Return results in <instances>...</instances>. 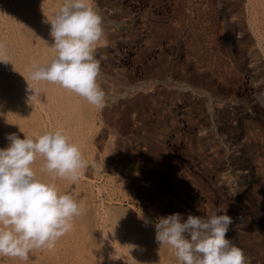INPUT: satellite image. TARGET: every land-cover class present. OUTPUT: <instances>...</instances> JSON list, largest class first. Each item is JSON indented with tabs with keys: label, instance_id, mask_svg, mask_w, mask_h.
<instances>
[{
	"label": "rangeland",
	"instance_id": "374dc122",
	"mask_svg": "<svg viewBox=\"0 0 264 264\" xmlns=\"http://www.w3.org/2000/svg\"><path fill=\"white\" fill-rule=\"evenodd\" d=\"M30 1L0 0V47L10 61L6 65L0 62V147L7 146L10 131L23 138L22 132L36 137L45 130L60 129L65 133L69 129L65 135L70 142L82 144L79 149L88 166L80 170L76 180L55 177L44 170L45 158L37 155L32 164L37 177L54 184L59 193L71 195L82 205V212L72 219L71 228L56 240L54 247L33 249L28 260L0 257V264H180L175 249L156 241L153 222L174 212L185 218L189 213L206 217L214 209H227L233 218L226 235L243 250L246 264H264V0H202L204 4L201 0H92L94 9L103 17L105 37L110 40L95 51L100 63L97 83L107 96L102 110L91 104L92 108L87 107L86 99L64 87L66 91L63 90L61 85L59 88L58 83L32 81V64H45L54 55L46 19L53 18L64 0ZM189 7L196 8L189 11ZM198 12L204 13L200 16ZM30 15L32 18H28ZM199 18L206 21L200 22ZM23 42L27 53L22 52ZM34 50L42 52L41 57L44 54L43 61ZM13 76L16 82L19 77L18 85ZM24 84L38 88L42 97L29 98ZM72 100L80 102L77 108ZM64 101L73 104L67 106ZM58 114L65 119L60 120ZM68 119H74L73 124ZM82 124L85 128H81ZM145 219L149 222L145 223ZM96 226L100 227L98 231ZM102 241H110V245L103 246ZM112 242L117 244L113 246Z\"/></svg>",
	"mask_w": 264,
	"mask_h": 264
},
{
	"label": "clouds",
	"instance_id": "9594fccd",
	"mask_svg": "<svg viewBox=\"0 0 264 264\" xmlns=\"http://www.w3.org/2000/svg\"><path fill=\"white\" fill-rule=\"evenodd\" d=\"M46 22L54 55L32 66L31 79L58 83L102 110L107 96L97 83L95 51L107 44L103 17L92 0H64ZM0 62H10L2 47ZM28 90L29 98L41 94L29 85ZM22 133L23 138L9 133L7 146L0 147V257L28 260L33 249L54 247L82 212L71 195L37 177L32 168L37 155L45 158L44 170L72 180L79 178L86 162L60 129L36 137ZM232 222L227 209H214L206 217L174 212L158 217L153 226L158 244L175 249L180 264H246L243 250L226 235Z\"/></svg>",
	"mask_w": 264,
	"mask_h": 264
},
{
	"label": "bare ground",
	"instance_id": "6f19581e",
	"mask_svg": "<svg viewBox=\"0 0 264 264\" xmlns=\"http://www.w3.org/2000/svg\"><path fill=\"white\" fill-rule=\"evenodd\" d=\"M29 1H30V0H29ZM55 1H56V0H55ZM174 1H176V0H174ZM178 1H179V0H178ZM195 1H196V0H195ZM199 1H200V0H199ZM2 2H3V1H2ZM7 2H8V1H7ZM9 2H10V1H9ZM27 2H28V1H27ZM36 2H37V1H36ZM38 2H39V1H38ZM38 2H37V3H38ZM40 2H41V1H40ZM48 2H49V0H48ZM50 2H51V1H50ZM130 2H131V1H130ZM201 2H202L203 4L205 3V1L203 2L202 0L200 1V3H201ZM208 2H209V0H208ZM208 2H206L205 5L209 4ZM210 2H211V1H210ZM15 3H16V2H15ZM20 3H21V2H20ZM23 3H25V2H23ZM23 3H22V4H23ZM30 3H32V2L30 1V2L28 3L29 6L31 5ZM33 3H35V1H33ZM160 3H161V2H160ZM179 3H180V2H179ZM181 3H182V2H181ZM195 3H197V2H195ZM211 3H212V2H211ZM211 3H210V5H211ZM246 3H247V2H246ZM253 3H255V2H253ZM1 4H2V3H1ZM3 4H5V3H3ZM7 4H8V3H7ZM16 4H18V3H16ZM35 4H36V3H35ZM35 4H34V5H35ZM58 4H59V3H58ZM174 4H175V3H174ZM182 4H183V3H182ZM187 4H188V3H187ZM248 4H249V3H248ZM255 4H256V3H255ZM11 5H12V4H10V6H11ZM23 5H25V4H23ZM34 5L32 4V6H31L32 9L36 6V5H35V6H34ZM39 5H41V4H39ZM44 5H45V3H44ZM92 5H93V4H92ZM183 5H184V4H183ZM189 5H190V4H189ZM191 5H192V4H191ZM196 5H197V4H196ZM199 5H200V4H199ZM210 5H208V6L210 7ZM2 6H3V5H2ZM13 6H14V5H13ZM19 6H20V5H19ZM29 6L27 7V5H26L27 8H29ZM33 6H34V7H33ZM46 6H47V5H46ZM50 6H51V4H50ZM176 6H178V5H176ZM181 6H182V5H181ZM203 6H204V5H203ZM16 7H17V6H16ZM197 7H198V5H197ZM201 7H202V4H201ZM20 8H21V7H20ZM22 8H23V7H22ZM36 8H38V7H36ZM42 8H43V6H42ZM45 8H46V7H45ZM108 8H109V7H108ZM189 8H190V7H189ZM195 8H196V7H194L193 9L195 10ZM198 8H200V7H198ZM206 8H207V7H206ZM263 8H264V6H263ZM2 9H3V8H2ZM7 9H9V8H7ZM11 9H12V8H11ZM24 9H25V8H24ZM34 9H35V8H34ZM38 9H39V8H38ZM40 9H41V8H40ZM99 9H100V8H99ZM172 9H173V8H172ZM179 9H180V8H179ZM191 9H192V8H190L189 11H191ZM193 9H192V10H193ZM202 9H203V7H202ZM207 9H208V8H207ZM30 10H31V9H30ZM30 10H27V12L30 11ZM42 10H43V9H42ZM181 10H182V9H181ZM186 10H188V9H186ZM197 10H198V9H197ZM204 10H205V9H204ZM252 10H253V9H252ZM34 11H35V10H34ZM36 11H37V9H36ZM38 11L40 12V10H38ZM45 11H46V10H45ZM49 11H50V10H49ZM166 11H167V10H166ZM173 11H174V9H173ZM189 11H188V12H189ZM202 11H203V10H201V12H202ZM11 12H12V11H11ZM11 12H10V14H11ZM15 12H16V11H15ZM19 12H20V11H19ZM21 12H22V11H21ZM27 12H26V13H27ZM32 12H33V10H32ZM32 12H31V13H32ZM180 12H181V11H180ZM180 12H179V13H180ZM212 12H213V11H212ZM13 13H14V12H13ZM26 13H24V14L27 15L28 13H27V14H26ZM101 13H102V12H101ZM182 13H184V12H182ZM191 13H192V12H191ZM203 13H204V12H203ZM203 13H201V14H203ZM208 13H209V12H208ZM255 13H256V12H255ZM255 13H254V14H255ZM8 14H9V13H8ZM14 14H15V13H14ZM29 14H30V12H29ZM32 14H33V13H32ZM32 14H31V15H32ZM35 14H37V13H35ZM35 14H34V16H35ZM40 14H41V13H40ZM42 14H43V13H42ZM146 14H147V13H146ZM173 14H174V13H173ZM198 14H199V12H198ZM201 14H199V15L201 16ZM244 14H245V13H244ZM5 15H6V14H5ZM21 15H22V14H21ZM31 15H30V17L28 16V18H32ZM38 15H39V13H38ZM134 15H135V13H134ZM175 15H177V14H175ZM185 15H186V13H185ZM188 15H189V13H188ZM195 15H196V12H195ZM195 15H193V16H195ZM206 15H207V14H206ZM2 16H3V15H2ZM14 16H15V15H14ZM18 16H20V15H18ZM41 16H43V15H41ZM177 16H179V15H177ZM183 16H184V15H183ZM202 16H203V15H202ZM209 16H210V15H209ZM246 16H247V15H246ZM22 17H23V16H22ZM45 17H46V16H45ZM210 17H212V16H210ZM26 18H27V17H26ZM33 18H34V17H33ZM38 18H39V17H38ZM43 18H44V17H43ZM152 18H153V17H152ZM171 18L173 19V16H172ZM175 18H176V17H175ZM179 18H180V17H179ZM181 18H182V17H181ZM204 18H205V17H204ZM237 18H238V17H237ZM248 18H249V17H248ZM13 19H14V18H13ZM20 19H21V18H20ZM40 19H41V18H40ZM188 19H189V18H188ZM188 19H187V20H188ZM199 19H200V18H199ZM201 19H202V18H201ZM201 19H200V22H201V21H204V22L206 21L205 19H204V20H201ZM235 19H236V18H235ZM256 19H257V18H256ZM4 20H5V19H4ZM36 20H37V18H36ZM36 20H35V21H36ZM42 20H43V19H42ZM42 20H41V21H42ZM168 20H169V19H168ZM178 20H179V19H178ZM181 20H182V19H181ZM192 20H193V19H192ZM196 20H197V18H196ZM213 20H214V19H213ZM213 20H212V21H213ZM262 20H263V19H262ZM129 21H130V20H129ZM207 21H208V20H207ZM253 21H254V20H253ZM44 22H45V21H44ZM175 22H176V20H175ZM178 22H179V21H178ZM204 22H202V23H204ZM213 22H214V21H213ZM28 23H29V22H28ZM42 23H43V22H42ZM155 23H156V22H155ZM169 23H170V21H169ZM197 23H198V22H197ZM207 23L209 24L210 21L207 22ZM263 23H264V22H263ZM5 24H7L6 21H5ZM9 24H10V23H9ZM14 24H15V23H14ZM18 24H19V23H18ZM48 24H49V23H48ZM128 24H129V23H128ZM170 24H171V23H170ZM208 24H205V23H204V25H207V26H208ZM211 24H212V23H211ZM239 24H240V23H239ZM241 24H242V23H241ZM32 25H33V24H32ZM104 25H105V24H104ZM129 25H130V24H129ZM173 25H174V24H173ZM176 25H178V24H176ZM180 25H181V24H180ZM253 25H255V24L253 23ZM10 26H11V24H10ZM15 26H16V25H15ZM49 26H50V25H49ZM169 26H170V25H169ZM8 27H9V26H8ZM108 27H109V26H108ZM108 27H107V28H108ZM132 27H133V26H132ZM170 27H171V26H170ZM183 27H184V26H183ZM196 27H197V26H196ZM199 27H200V26H199ZM209 27H211V25H210ZM230 27H231V26H230ZM263 27H264V26H263ZM16 28H17V26H16ZM22 28H23V27H22ZM30 28H31V27H30ZM149 28H150V27H149ZM171 28H172V27H171ZM171 28H170V29H171ZM213 28H214V27H213ZM11 29L13 30V29H15V28H13V26H11ZM192 29H193V28H192ZM196 29L199 30L198 27H197ZM250 29H251V28H250ZM250 29H249V30H250ZM254 29H255V28H254ZM8 30H9V29H8ZM15 30L17 31V29H15ZM19 30H20V28H19ZM21 30H22V29H21ZM29 30H30V29H29ZM31 30H32V28H31ZM161 30H162V29H161ZM181 30H182V29H181ZM200 30H201V28H200ZM203 30L205 31V29H203ZM215 30H216V29H215ZM215 30H214V31H215ZM252 30H253V29H252ZM255 30H256V29H255ZM3 31H4V30H3ZM10 31H11V30H10ZM13 31H14V30H13ZM133 31H134V30H133ZM162 31H163V30H162ZM169 31H170V30H169ZM176 31H177V29H176ZM214 31H213V32H214ZM219 31H220V30H219ZM219 31H218V32H219ZM246 31H247V30H246ZM14 32H15V31H14ZM18 32H19V31H18ZM18 32H17V33H18ZM20 32H21V31H20ZM155 32H156V31H155ZM194 32H195V31H194ZM253 32H254V31H253ZM256 32H257V31H256ZM10 33H11V32H10ZM17 33H15V34H17ZM34 33H35V32H34ZM164 33H165V32H164ZM191 33H193V32H191ZM215 33H216V32H215ZM258 33H259V32H258ZM12 34H13V33H12ZM18 34H20V33H18ZM27 34H28V33H27ZM30 34H31V33H30ZM161 34H163V33H161ZM170 34H171V33H170ZM217 34H218V33H216L215 35H217ZM28 35H29V34H28ZM206 35H207V34H206ZM213 35H214V34H213ZM22 36H24V35H22ZM22 36H21V38H23ZM36 36H37V35H36ZM210 36H212V35H210ZM256 36H257V35H256ZM8 37H9V36H8ZM24 37H25V36H24ZM31 37L35 38V36H33V35H32ZM31 37H30V38H31ZM228 37H229V36H228ZM245 37H246V36H245ZM253 37H254V36H253ZM33 38H32V39H33ZM39 38H41V37H39ZM39 38H38V39H39ZM110 38H112V37H110ZM206 38H207V37H206ZM212 38H214V36H212ZM156 39H157V37H156ZM156 39H155V40H156ZM207 39H208V38H207ZM242 39H243V38H242ZM255 39H257V38H255ZM7 40H8V38H7ZM18 40H20V39H18ZM39 40H40V39H39ZM208 40H209V39H208ZM210 40H211V38H210ZM210 40H209V41H210ZM213 40H214V39H213ZM215 40H216V38H215ZM48 41H49V39H48ZM108 41H110V40H108ZM108 41H107V42H108ZM209 41H208V42H209ZM211 41H212V40H211ZM257 41H258V40H257ZM259 41H260V40H259ZM262 41H263V40H262ZM19 42H20V41H19ZM21 42H22V41H21ZM21 42H20V43H21ZM37 42H38V40H37ZM214 42H216V41H214ZM8 43H9V42H8ZM17 43H18V42H17ZM20 43H19V44H20ZM23 43H24V42H23ZM25 43H26V42H25ZM25 43H24V45H25ZM32 43H33V41H31V44H32ZM38 43H40V42H38ZM36 44H37V43H36ZM216 44H217V43H216ZM37 45H38V44H37ZM42 45H43V43H42ZM206 45H208V44H206ZM217 45H218V44H217ZM18 46H19V45H18ZM20 46L22 47V45H20ZM39 46L41 47L40 44L38 45V47H39ZM44 46H45V45H44ZM46 46H47V48H46V47H45V48H46V50H47V49L49 48V47H48L49 45L46 44ZM208 46H209V45H208ZM24 47H26V45L23 46V49H24ZM32 47H36V49H37V46H32ZM50 47H51V46H50ZM43 48H44V47H43ZM43 48H42V49H43ZM45 48H44V49H45ZM209 48H210V46H209ZM211 48H212V46H211ZM218 48H219V47H218ZM15 49H16V48H15ZM20 49H21V48H20ZM26 49H27V48H26ZM26 49H24L25 51H22V52H23V53L26 52ZM33 49H35V48H33ZM38 49H39V48H38ZM38 49H37V50H38ZM50 49H51V48H50ZM216 49H217V48H216ZM260 49L263 50L262 47H261ZM21 50H22V49H21ZM37 50H34L36 53L33 51L34 54H37ZM40 50H41V48H40ZM217 50H218V49H217ZM14 51H15V50H14ZM28 51H30V48L28 49ZM162 51H163V50H162ZM218 51H219V50H218ZM30 52H31V51H30ZM33 52H32V54H33ZM39 52H40V51H38V53H39ZM49 52H50V50H49ZM263 52H264V51H263ZM26 53H27V52H26ZM41 53H42V52H40V54H37V55H38V59H40V60L42 59V61H43L44 58H42V57L44 56V54H43V56L41 57ZM50 53H51V52H50ZM53 53H54V52H53ZM17 54H18V53H17ZM28 54H29V53H28ZM22 55H24V54H22ZM29 55H30V54H29ZM45 55H46V54H45ZM26 56H28V55L26 54ZM52 56H53V54H52ZM32 57H33V55H32ZM28 58H30V56H28ZM33 58H35V57H33ZM36 58H37V57H36ZM24 59H25V58H24ZM50 59H51V57H50ZM31 60H32V58L30 59V61H31ZM33 60H35V59H33ZM22 61H23V60H22ZM31 62H32V61H31ZM35 62H37V61H35ZM48 62H49V61H48ZM157 62H158V61H157ZM26 63H27V61H26ZM40 63H41V62H40ZM45 63H46V62H45ZM24 64H25V63H23V65H24ZM37 64H38V63H37ZM5 65H6V63H5ZM5 65H4V66H5ZM16 65H17V64H16ZM27 65H28V64H27ZM32 65H34V63H33ZM18 67H19V66H18ZM18 67H17V68H18ZM27 67H28V66H27ZM7 68H8V67H7ZM30 69H31V67H30ZM30 69H29V70H30ZM19 70H20V69H19ZM27 71H28V70H27ZM0 72H1V71H0ZM3 72H4V71H3ZM14 73H15V72H14ZM4 75H5V74H4ZM151 75H152V74H151ZM157 75H158V74H157ZM9 76L11 77V75H8V78H9ZM28 76H29V75H28ZM15 77H17V72H16V74H15ZM13 78H14V76H13ZM29 78H30V76H29ZM167 78H169V77H167ZM21 79H22V78H20V80H21ZM26 79H27V77H26ZM11 80H12V79H11ZM18 80H19V77H18ZM18 80H17V82H16V80H15V78H14V81L17 83V85H18ZM22 80H23V79H22ZM157 80H158V79H157ZM5 81H6V80H5ZM32 81H33V80H32ZM149 81H150V80H149ZM176 81H177V80H176ZM7 82L9 83V81H7ZM21 82H22V81H20V83H21ZM155 82H156V81H155ZM180 82H181V81H180ZM16 83H15V84H16ZM28 83H29V82H28ZM51 83H52V82H51ZM146 83H147V82H146ZM153 83H154V82H153ZM167 83H169V82H167ZM171 83H172V82H171ZM178 83H179V82H178ZM30 84H31V83H30ZM49 84H50V83H49ZM174 84H175V82H174ZM25 85H26V84H24V86H25ZM28 85H29V84H27L26 86H28ZM36 85H37V84H36ZM36 85H35V87H36ZM40 85H41V84H40ZM55 85H57V84H55ZM166 85H167V84H166ZM170 85H171V84H170ZM176 85H177V84H176ZM12 86H13V85H12ZM30 86H32V85H30ZM43 86H44V85H43ZM149 86L151 87V85H149ZM149 86H148V87H149ZM171 86H173V84H172ZM17 87H18V86H17ZM39 87H40V86H39ZM49 87H50V86H49ZM12 88H13V87H12ZM19 88H20V86H19ZM41 88H42V87H41ZM59 88H61L60 85H59ZM62 88H63V87H62ZM62 88H61V89H62ZM154 88H155V87H154ZM179 88H180V87H179ZM183 88H185V87H183ZM191 88H192V87H191ZM9 89H11V88H9ZM17 89H18V88H17ZM37 89H38V88H37ZM39 89H40V88H39ZM42 89H43V88H42ZM46 89H47V88H46ZM65 89H66V88H65ZM65 89L63 88V90H65ZM192 89H193V88H192ZM4 90H5V89H4ZM50 90H52V89H50ZM58 90H59V89H58ZM63 90H62V91H63ZM66 90L68 91V89H66ZM66 90H65V91H66ZM21 91H23L22 88H21ZM21 91H20V92H21ZM24 91H25V90H24ZM38 91H40V90H38ZM42 91L44 92V90H42ZM52 91H53V90H52ZM59 91H60V90H59ZM116 91H117V90H116ZM193 91L195 92V90H193ZM15 92H16V90H15ZM46 92H47V91H46ZM48 92H49V90H48ZM56 92H57V91H56ZM63 92H64V91H63ZM68 92H69V91H68ZM24 93H25V92H24ZM44 93H45V92H44ZM58 93H59V92H58ZM70 93H71V92H70ZM0 94H1V93H0ZM3 94H4V93H3ZM50 94H51V93H50ZM60 94H62V93H60ZM66 94H67V93H66ZM71 94H72V93H71ZM75 94H76V93H75ZM48 95H49V94H48ZM48 95H46V93H45V96H48ZM52 95H54V94H52ZM64 95H65V93H64ZM76 95H77V94H76ZM49 96H50V95H49ZM67 96H69V95H66V97H67ZM78 96H79V95H78ZM3 97H4V95H3ZM17 97H18V96H17ZM35 97H36V96H35ZM40 97H42V96H40ZM53 97H56V95H54ZM62 97H63V94H62ZM66 97H64V98L66 99ZM37 98H38V97H37ZM46 98H47V97H46ZM56 98H57V97H56ZM64 98H63V99H64ZM67 98H68V97H67ZM72 98H73V96H72ZM76 98H77V97H76ZM209 98H210V97H209ZM49 99H51V98H49ZM59 99H61V98H59ZM65 99H64V100H65ZM69 99H70V97H69ZM69 99H68L67 101H69ZM73 99H74V98H73ZM2 100H3V99H2ZM4 100H5V99H4ZM29 100H30V99H28V101H29ZM31 100H32V99H31ZM31 100H30V101H31ZM51 100H52V99H51ZM51 100H50V101H51ZM57 100H58V99H57ZM74 100H75V99H74ZM209 100H210V99H209ZM7 101H8V100H7ZM36 101H37V100H36ZM42 101H43V100H42ZM42 101H41V102H42ZM47 101H48V100H47ZM50 101H48L49 104L51 103ZM54 101L56 102V100H54ZM58 101H59V100H58ZM60 101H61V100H60ZM72 101H73V100H72ZM72 101H71V103H69V104H73V102L75 103V101H77V100H75V101H73V102H72ZM23 102H24V101H23ZM43 102H44V101H43ZM48 102H46V104H47ZM64 102H65V101H64ZM78 102H79V100H78ZM7 103H8V102H7ZM25 103H26V102H25ZM36 103L39 104L38 101H37ZM52 103H53V102H52ZM57 103H61V102H57ZM57 103H56V106H57ZM66 103H67V102H65V105H67ZM79 103H80V102H79ZM79 103H78V104H79ZM86 103H87V102H86ZM38 104H37V105H38ZM69 104H68V105H69ZM78 104L75 103V105H74L75 108H77L76 105H78ZM7 105H8V104H7ZM31 105H32V104H31ZM47 105H48V104H47ZM51 105H55V104H51ZM51 105H49V106H51ZM59 105H61V104H59ZM68 105H67V106H68ZM85 105H86L87 107H90V108L94 107V105H92V107H91L90 104H89V106H88V104H85ZM85 105H84V107H85ZM1 106H2V105H1ZM33 106H34V105H33ZM67 106H64V107L67 108ZM74 106L71 107V108H74ZM80 106H82V104H81ZM9 107H10V106H9ZM9 107H8V108H9ZM60 107H61V106H60ZM60 107L58 106L59 109H60ZM64 107H63V108H64ZM36 108H37V107H35V109H36ZM38 108H41V107H39V105H38ZM38 108H37V109H38ZM44 108H45V107H44ZM47 108H48V107H47ZM49 108H50V107H49ZM58 108H57V109H58ZM66 108H65V109H66ZM90 108H89V110H90ZM42 109H43V108H42ZM52 109H53V107H52ZM93 109H94V108H93ZM9 110H10V109H9ZM33 110H34V109H33ZM39 110H40V109H39ZM50 110H51V109H50ZM50 110H49V111H50ZM55 110H56V108H55ZM77 110H79V113L82 112V111L80 112V109H77ZM96 110H97V109H96ZM6 111H7V110H6ZM44 111H45V109H44ZM47 111H48V110H47ZM57 111H58V110H57ZM63 111H64V110H63ZM74 111H76V109H75ZM91 111H93V110H90V112H91ZM33 112H34V111H33ZM68 112H69V111H68ZM238 112H239V111H238ZM8 113H10V111H9ZM49 113H50V112H49ZM69 113H71V112H69ZM72 113H73V112H72ZM74 113H75V112H74ZM77 113H78V112H76V115H77ZM83 113H84V112H83ZM6 114H7V113H6ZM6 114H5V115H6ZM13 114H14V113H13ZM93 114H94V113H93ZM2 115H3V114H2ZM10 115H12V114H10ZM14 115H15V114H14ZM46 115H49V114H46ZM58 115H59V114H58ZM63 115H64V114H63ZM71 115H72V114H71ZM78 115H79V114H78ZM85 115H87V114L85 113ZM90 115H91V114H90ZM40 116H41V115H40ZM54 116L56 117V115H54ZM67 116H68V115H67ZM72 116H73V115H72ZM1 117H2V116H1ZM16 117H17V116H16ZM16 117H15V118H16ZM41 117H42V116H41ZM76 117H77V116H75V118H76ZM80 117L82 118L83 116L81 115ZM87 117H88V115H87ZM87 117H86V118H87ZM4 118H5V117H4ZM6 118H7V116H6ZM8 118H9V117H8ZM12 118H13V117H12ZM35 118H36V117H35ZM51 118H52V117H51ZM69 118H70V117H69ZM73 118H74V117H73ZM75 118H74V119H75ZM77 118H78V117H77ZM77 118H76V119H77ZM91 118H92V120H93V119L95 118V115H94V118H93L92 116H91ZM1 119H2V118H1ZM17 119H18V118H17ZM42 119H43V118H42ZM55 119H56V118H55ZM59 119H60V115H59ZM62 119H65V118H62ZM62 119H60V120H62ZM74 119H72V120H71V119H68V121L71 120V121H72L71 124H73V120H74ZM76 119H75L74 121H75V123H78V122H76V121H77ZM82 119H83V118H82ZM11 120H12V119H11ZM13 120H15V119H13ZM48 120H49V118H48ZM66 120H67V119H66ZM66 120H64V121H66ZM78 120H79V119H78ZM80 120H81V119H80ZM84 120H85V118H84ZM84 120H83V121H84ZM98 120H99V119H98ZM5 121H6V120H5ZM49 121H50V120H49ZM57 121H58V120H57ZM64 121H63V122H64ZM85 121H86V120H85ZM88 121H89V120H88ZM94 121H95V120H94ZM8 122H9V121H8ZM16 122H18V121H16ZM51 122H52V121H51ZM59 122H61V121H59ZM59 122H58L57 124H59ZM69 122H70V121H69ZM81 122H82V120H81ZM91 122H93V121H91ZM12 123H13V122H12ZM42 123H43V121H42ZM55 123H56V120H55ZM3 124H4V122H3ZM3 124H2V126L5 125V124H4V125H3ZM17 124H18V123H17ZM17 124H16V125H17ZM44 124H45V123H44ZM61 124H62V122H61ZM61 124H60V125H61ZM83 124L86 125L87 122H86V124H85V123H83ZM83 124H82V127H81V125H80L81 128H85V127H83ZM93 124H95V125H93V126H96V127H97L96 123H93ZM13 125H15V123H13ZM19 125H20V124H19ZM50 125H51V124H50ZM65 125H66V123L64 124V127H63V128L66 127ZM67 125H68V124H67ZM77 125H78V124H77ZM77 125H76V126H77ZM10 126H11V125H10ZM33 126H34V125H33ZM44 126H45V125H44ZM68 126H70V124H69ZM78 126H79V125H78ZM88 126H89V128H90V125H88ZM93 126H92V127H93ZM98 126H99V125H98ZM27 127H28V125H27ZM35 127H36V126H35ZM49 127H50V126H49ZM58 127H59V126H58ZM72 127H73V125H72ZM74 127H75V124H74ZM86 127H87V125H86ZM2 128H3V127H2ZM63 128H62V129H63ZM69 128H70V127H69ZM76 128H77V127H76ZM87 128H88V127H87ZM87 128H86V129H87ZM4 129H5V127H4ZM40 129H41V128H40ZM44 129H46V127H45ZM66 129H67V128H65V130H66ZM74 129H75V128L72 129V132H73ZM77 129H78V128H77ZM79 129H80V128H79ZM86 129H83V133H82V134H84V130H86ZM96 129H97V128H96ZM96 129H93V131L96 130ZM1 130H3V129H1ZM8 130H9V129H8ZM16 130H17V129H16ZM25 130H27V129L25 128ZM52 130H53V129H52ZM54 130H55V129H54ZM65 130H64V131H65ZM88 130H89V129H88ZM91 130H92V129H91ZM32 131H33V130H32ZM38 131H39V130H38ZM41 131H42V130H41ZM45 131H46V130H45ZM49 131H50V130H49ZM68 131H70V130L68 129L67 131H65V133L67 134ZM89 131H90V130H89ZM6 132H7V131H6ZM18 132H19V131H18ZM27 132H28V131H27ZM81 132H82V130H81ZM91 132H92V131H91ZM10 133H11V131H10ZM19 133H20V132H19ZM33 133H34V132H33ZM65 133H64V134H65ZM76 133H77V132H76ZM76 133H75V134H76ZM93 133H94V132H93ZM97 133H98V132H97ZM4 134H5V133H4ZM70 134H71V132H70ZM70 134H69V137H70ZM73 134H74V133H73ZM73 134H72V135H73ZM89 134H90V132H88L87 136H89ZM6 135H7V134H6ZM35 135H36V134H35ZM80 135H81V134H80ZM2 136H3V135H2ZM76 136H77V135H75V137H76ZM84 136H85V135H84ZM96 136H97V135H96ZM67 137H68V136H67ZM78 137H79V136H78ZM80 137H82V135H81ZM90 137H92V136L90 135ZM3 138H5V136H3ZM84 138H85V137H84ZM84 138H82V139H84ZM74 139H75V138H74ZM78 139H79V142H80V138H78ZM82 139H81V140H82ZM86 139H87V137H86ZM93 139H94V138H93ZM72 140H73V139H72ZM75 140H76V139H75ZM89 140H90V138H89ZM89 140H88V141H89ZM95 140H96V139H95ZM70 141H71V140H70ZM86 141H87V140H86ZM83 143H85V141H84ZM89 143H90V142H89ZM94 143H95V142H94ZM94 143H93V144H94ZM86 144H88V143L86 142ZM76 145H77V144H76ZM78 145H79V143H78ZM78 145H77V146H78ZM81 145H82V144L80 143V146H81ZM83 145H84V144H83ZM80 146H78V147L80 148ZM94 147H95V146H94ZM107 147H108V146H107ZM84 148H87V146L84 147ZM88 149H90V148H88ZM92 149L94 150V148H92ZM85 150H86V149H85ZM90 150H91V149H90ZM82 151H83V149H82ZM86 152H88V151L86 150L85 153H86ZM98 152H99V151H98ZM90 153H91V152H90ZM95 153H96V152H95ZM95 153H94V154H95ZM86 154H87V153H86ZM94 154H93V155H94ZM82 155H84V154H82ZM97 155H98V154H97ZM100 155H101V154H100ZM102 156H103V154H102ZM86 157H87V155H86ZM84 158H85V157H84ZM87 158H88V157H87ZM87 158H86V159H87ZM102 158H104V157H102ZM91 159H92V156H91ZM93 159H94V158H93ZM41 160H42V159H41ZM84 160H85V159H84ZM100 160H101V159H100ZM44 161H45V160H44ZM96 161H97V160H96ZM96 163H97V162H96ZM103 163H104V162H103ZM92 164H93V163H92ZM97 164H98V163H97ZM97 164H96V167H97ZM89 165H90V164H89ZM87 166H88V165H87ZM87 166H86V167H87ZM94 166H95V165H94ZM99 166H100V165H99ZM207 166H208V165H207ZM100 168H101V167H100ZM88 169H89V168H88ZM96 169H98V167H97ZM84 170H85V169H84ZM101 170H102V169H101ZM81 171H83V169H82ZM91 171H92V168H91ZM93 171H94V170H93ZM95 172H96V171H94V173H95ZM101 172H104V171H101ZM82 173H83V172H82ZM97 173H98V171H97ZM97 173H96V176H97ZM104 173H105V172H104ZM108 173H109V172H108ZM89 174H90V173H89ZM100 174L102 175V173H100ZM48 175H49V174H48ZM93 175H94V174H93ZM109 175H110V174H109ZM111 175H112V174H111ZM50 176H51V175H50ZM50 176H48V177H50ZM82 176H83V175H82ZM96 176H95V177H96ZM241 176H242V175H241ZM55 177H56V176H55ZM84 177H85V176H84ZM51 178H52V177H51ZM51 178H49V179L51 180ZM81 178H82V177H81ZM82 179H83V178H82ZM88 179H89V178H88ZM92 180H93V179H92ZM53 181H54V180H53ZM82 181H83V180H82ZM104 182H106V181H104ZM50 183H51V182H50ZM83 183H84V182H83ZM83 183H82V184H83ZM78 184H79V183H78ZM108 184H109V183H107V187H109ZM236 184H238V183H236ZM79 185H80V184H79ZM83 185H84V184H83ZM86 185H87V183H86ZM81 186H82V185H81ZM105 186H106V185H105ZM248 186H249V185H248ZM84 187H85V186H84ZM99 187H100V186H99ZM86 188H87V187H86ZM233 188H234V187H233ZM91 189H92V188H91ZM91 189H90V190H91ZM101 189H102V188H101ZM111 189H113V188H111ZM86 190H87V189H86ZM93 190H94V189H93ZM93 190H92V191H93ZM106 190H107V189H106ZM115 190H116V189H115ZM100 191H101V190H100ZM117 191H118V190H117ZM237 191H238V190H237ZM83 192H84V191H83ZM83 192H82V193H83ZM238 192H239V191H238ZM246 192H247V191H246ZM85 193H86V192H85ZM85 193H83V194H85ZM90 193H91V191H90ZM90 193H89V194H90ZM99 193H100V192H99ZM101 193H102V192H101ZM105 193H106V192H105ZM235 193H236V192H235ZM80 194H81V193H80ZM91 194H93V193H91ZM106 194L108 195V193H106ZM114 194H115V192H114ZM99 195H100V194H99ZM117 195H118V194H117ZM119 195H120V194H119ZM80 196H81V195H80ZM97 196H98V195H97ZM97 196H95V197H96V198H99V197H97ZM104 196H106V195H104ZM84 197H85V195H84ZM100 197H101V196H100ZM108 197H109V195H108ZM120 197H121V196H120ZM102 198H103V197H102ZM102 198H101V199H102ZM110 198H111V197H110ZM235 198H236V197H235ZM238 198H239V197H238ZM90 199H91V198H90ZM92 199H93V197H92ZM104 199H106V198H104ZM107 199H108V198H107ZM115 199H116V198H115ZM110 200H111V199H110ZM110 200H109V201H110ZM112 200L114 201V198H113ZM112 200H111V202H112ZM96 201H97V199H96ZM100 201H101V200H100ZM102 201H103V200H102ZM79 202H80V201H79ZM93 202L95 203V199H94ZM118 202H119V201H118ZM100 204H104V203L101 202ZM109 204H110V203H109ZM112 204H113V203H112ZM112 204H111V206H112ZM208 204H209V203H208ZM247 204H249V203H247ZM88 205H91V204H88ZM97 205H98V204H97ZM97 205H95V206H97ZM105 205H106V204H105ZM120 205H121V204H120ZM109 206H110V205H109ZM115 207H116V206H115ZM93 208H94V207H93ZM95 208H97V207H95ZM105 208H106V207H105ZM105 208H102V209H105ZM107 208H108V207H107ZM107 208H106V209H107ZM97 209H98V208H97ZM106 209H105V210H106ZM109 209H110V208H109ZM90 210H91V207H90L89 211H90ZM98 210H99V209H98ZM110 210H111V209H110ZM96 211H97V210H96ZM92 212H93V211H92ZM103 212H104V211H103ZM112 212H113V211H112ZM88 213H89V212H88ZM88 213H87V214H88ZM99 213H100V212H99ZM105 213H106V211H105ZM108 213H110L109 210H108ZM84 214H85V213H84ZM108 215H112V214H108ZM116 215H117V214H116ZM116 215H115V216H116ZM90 216H91V215H89V217H90ZM96 216H97V215H96ZM109 217H111V216H109ZM87 218H88V217H87ZM87 218H85V219H87ZM94 218H95V217H94ZM94 218H92V219H94ZM100 218H101V217H100ZM107 218H108V217H107ZM89 219L91 220V218H89ZM97 219H98V218H97ZM102 219H103V218H102ZM102 219H100V220H102ZM104 219H105V218H104ZM104 219H103V220H104ZM103 220H102V221H103ZM109 220H110V219H109ZM114 220L116 221L117 219L115 218ZM120 220H122V219H120ZM107 221H108V220H107ZM236 221H237V220H236ZM96 222H97V221H96ZM103 222H104V221H103ZM119 222H120V221H119ZM140 222H141V221H139V223H140ZM86 223H87V222H86ZM91 223H93V222H91ZM98 223H99V220H98ZM106 223H107V222H105V224H106ZM113 223H114V222H113ZM99 224H100V223H99ZM105 224H103V225H105ZM108 224H110V221H109ZM117 224H118V223H117ZM101 225H102V223H101ZM99 226H100V225H99ZM99 226H98V227H99ZM106 226H108V225L106 224L105 227H106ZM114 226H115V224H114ZM118 226H119V225H118ZM91 227H92V226H91ZM93 227H94V226H93ZM93 227H92V228H93ZM92 228L90 229L91 232H92ZM99 228H100V227H99ZM99 228L97 229V226H96L95 229H97V231H98ZM107 228H108V227H107ZM110 228H111V226H110ZM110 228H109V229H110ZM113 228H114V227H113ZM95 229H94V230H95ZM140 229H141V228H140ZM106 230H107V229H106ZM112 230H114V229H112ZM117 230H118V229H117ZM104 231H105V230H104ZM120 231L123 232V230H120ZM120 231H119V232H120ZM128 231H129V230H128ZM105 232H106V231H105ZM115 232H116V231H115ZM98 233H99V232H98ZM109 233H110V232H109ZM102 234H103V233H102ZM102 234H101V235H102ZM107 234H108V233L106 232L105 235L107 236ZM112 234H113V233H112ZM114 234H115V233H114ZM89 235H90V234H89ZM96 235H97V233H96ZM116 235H118V234H116ZM129 235H130V234H129ZM109 236H110V235H109ZM95 237L98 238L99 236H98V237L95 236ZM107 237H108V236H107ZM111 237H112V236H111ZM113 237H114V236H113ZM99 238H100V237H99ZM90 239H91V238H90ZM94 239H95V238H94ZM102 239H104V238H102ZM113 239H114V238H113ZM113 239H112V240H113ZM120 239H121V238H120ZM120 239H119V240H120ZM123 239H124V238H123ZM230 239H231V238H230ZM98 240H99V239H98ZM107 240H108V239H107ZM107 240H106V241H107ZM115 240H116V239H115ZM116 241H117V240H116ZM124 241H125V239H124ZM232 241H233V240H232ZM91 242H93V240H92ZM120 242H121V241H120ZM99 243H100V241H99ZM102 243H103V241H102ZM125 243H126V242H125ZM92 244H93V243H92ZM104 244H108V246H109V245H110V241H109V243H103V246H105ZM112 244H113V242H112ZM116 244H117V243L115 242V244H113V246L116 245ZM126 244H127V243H126ZM133 244H135V242H134ZM130 245H131V244H130ZM100 246H101V245H100ZM118 247H119V246H118ZM114 248H115V247H114ZM114 248H113V249H114ZM127 248H130V247L126 246V249H127ZM154 248H155V247H154ZM115 249H116V248H115ZM119 250H120V248L118 249V251H119ZM122 250H124V249H122ZM109 252H110V251H109ZM115 252H117V251L115 250ZM125 252H126V250H125ZM128 252H129V250H128ZM130 252H131V251H130ZM133 252H134V251H133ZM111 253H112V252H111ZM105 254H106V252H105ZM114 254H115V253H114ZM127 254H128V253H127ZM131 254H132V253H131ZM139 254H140V253H139ZM108 255H109V254H108ZM116 255H117V254H116ZM124 255H125V254H124ZM109 256H112V255L110 254ZM118 256H119V255H118ZM121 257H122V256H121ZM125 257H126V256H125ZM129 257L131 258V256L128 254V258H129ZM113 258H114V257H113ZM109 259H110V258H109ZM114 259H116V258H114ZM125 259H126V258H125ZM132 259H133V258H132ZM142 259H143V258H142ZM107 260H108V259H107ZM127 260H128V259H127ZM143 260H144V259H143ZM125 261H126V260H125ZM3 262H4V261H3ZM168 262H169V261H168ZM108 264H109V263H108ZM165 264H166V263H165Z\"/></svg>",
	"mask_w": 264,
	"mask_h": 264
}]
</instances>
